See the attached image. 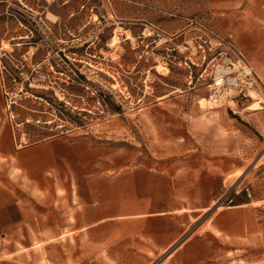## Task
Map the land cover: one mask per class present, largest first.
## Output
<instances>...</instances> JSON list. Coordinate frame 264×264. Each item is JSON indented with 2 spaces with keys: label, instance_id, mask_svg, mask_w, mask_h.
Segmentation results:
<instances>
[{
  "label": "rangeland",
  "instance_id": "374dc122",
  "mask_svg": "<svg viewBox=\"0 0 264 264\" xmlns=\"http://www.w3.org/2000/svg\"><path fill=\"white\" fill-rule=\"evenodd\" d=\"M218 39L231 41L254 68L264 0H0V115L14 121V149L52 139L83 143L100 167L114 163L115 171L217 161L228 176L209 212L235 204L237 190L256 217L252 234L228 240L226 264H264V105L211 97L215 60L203 62L202 54L217 53ZM62 55L69 63L59 68ZM230 131L241 132V147L210 154L208 146L228 144ZM66 161L59 178L73 177ZM15 175L27 186H14L21 192L14 199L34 219L49 213L53 226L70 211L64 186L49 192L20 170ZM88 238L0 233V264H115L113 251L92 250ZM171 248L149 264H167Z\"/></svg>",
  "mask_w": 264,
  "mask_h": 264
},
{
  "label": "crops",
  "instance_id": "0c3cea01",
  "mask_svg": "<svg viewBox=\"0 0 264 264\" xmlns=\"http://www.w3.org/2000/svg\"><path fill=\"white\" fill-rule=\"evenodd\" d=\"M251 59L264 81V40L253 42ZM241 139V132L230 131L227 145H210L208 152L233 154ZM57 144L62 147L55 148ZM92 152L83 143L65 144L60 139L14 149V121L1 114L0 233L87 234L92 250L113 251L110 258L115 264H131L124 259L136 255L144 259L142 264H149L174 245L166 252L167 264H226L228 240L233 244L256 226L252 202L237 200L241 198L237 190L232 197L235 204L209 212L228 176L227 167L217 161L202 167L184 162L179 167L115 171L114 163L111 168L100 167ZM60 160L72 166L73 177H57ZM14 169L38 189L65 187L64 208L70 211L60 214L57 225L52 226L49 213L34 219L24 201L14 199L16 192L21 194L14 186H27L21 175L14 176ZM100 170H106V176L100 177Z\"/></svg>",
  "mask_w": 264,
  "mask_h": 264
},
{
  "label": "built area",
  "instance_id": "2783aa9c",
  "mask_svg": "<svg viewBox=\"0 0 264 264\" xmlns=\"http://www.w3.org/2000/svg\"><path fill=\"white\" fill-rule=\"evenodd\" d=\"M216 46L219 51L208 59L205 53L202 54L203 62L215 60L210 76L213 86L211 97L216 100L228 99L233 104L240 105L249 100H256L264 105V81L243 53L231 41L225 39H218ZM226 199L225 196L219 202Z\"/></svg>",
  "mask_w": 264,
  "mask_h": 264
},
{
  "label": "trees",
  "instance_id": "16d2710c",
  "mask_svg": "<svg viewBox=\"0 0 264 264\" xmlns=\"http://www.w3.org/2000/svg\"><path fill=\"white\" fill-rule=\"evenodd\" d=\"M83 46H84V45H82L80 48H77V51H78V50H82ZM62 54H63V53H62ZM61 58H62V60H63L64 63L61 64L59 68H64V67H62V66H65V64H68V63H69V60H68V58H67L65 55H62ZM16 59H17L18 61H21L20 58H16ZM54 64H55V65H54L55 68L58 69V67L56 66V63H54ZM18 78H19V77H16V76L14 75V79L19 80ZM27 88H28V89L30 90V92H31L32 94H34L35 96H41V95H38L37 93H35L34 90H33L32 88H29V87H27ZM41 97H42V96H41Z\"/></svg>",
  "mask_w": 264,
  "mask_h": 264
},
{
  "label": "water",
  "instance_id": "95a60500",
  "mask_svg": "<svg viewBox=\"0 0 264 264\" xmlns=\"http://www.w3.org/2000/svg\"><path fill=\"white\" fill-rule=\"evenodd\" d=\"M174 246H175V245H174ZM174 246H173V247H174ZM173 247H172V248H173ZM172 248H171V249H172ZM169 251H170V250H169ZM169 251H168V252H169ZM168 252H167V253H168ZM167 253H166V254H167ZM166 254H165V255H166ZM163 257H164V256H163Z\"/></svg>",
  "mask_w": 264,
  "mask_h": 264
},
{
  "label": "bare ground",
  "instance_id": "6f19581e",
  "mask_svg": "<svg viewBox=\"0 0 264 264\" xmlns=\"http://www.w3.org/2000/svg\"><path fill=\"white\" fill-rule=\"evenodd\" d=\"M254 104V103H253ZM252 105V104H251Z\"/></svg>",
  "mask_w": 264,
  "mask_h": 264
}]
</instances>
